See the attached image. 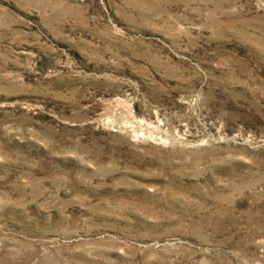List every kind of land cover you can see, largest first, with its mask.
<instances>
[{
  "label": "rangeland",
  "instance_id": "rangeland-1",
  "mask_svg": "<svg viewBox=\"0 0 264 264\" xmlns=\"http://www.w3.org/2000/svg\"><path fill=\"white\" fill-rule=\"evenodd\" d=\"M0 264H264V0H0Z\"/></svg>",
  "mask_w": 264,
  "mask_h": 264
}]
</instances>
